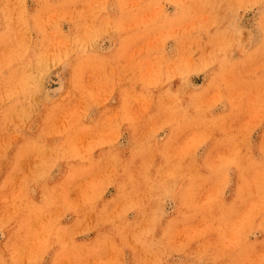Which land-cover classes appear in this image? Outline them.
I'll return each instance as SVG.
<instances>
[{
  "label": "rangeland",
  "instance_id": "374dc122",
  "mask_svg": "<svg viewBox=\"0 0 264 264\" xmlns=\"http://www.w3.org/2000/svg\"><path fill=\"white\" fill-rule=\"evenodd\" d=\"M0 264H264V0H0Z\"/></svg>",
  "mask_w": 264,
  "mask_h": 264
}]
</instances>
